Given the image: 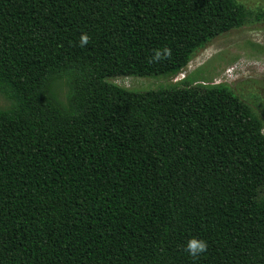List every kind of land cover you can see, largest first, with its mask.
Listing matches in <instances>:
<instances>
[{
	"label": "trees",
	"instance_id": "trees-1",
	"mask_svg": "<svg viewBox=\"0 0 264 264\" xmlns=\"http://www.w3.org/2000/svg\"><path fill=\"white\" fill-rule=\"evenodd\" d=\"M248 18L236 0H0V264H264L253 111L226 86L108 82L174 77Z\"/></svg>",
	"mask_w": 264,
	"mask_h": 264
},
{
	"label": "rangeland",
	"instance_id": "rangeland-1",
	"mask_svg": "<svg viewBox=\"0 0 264 264\" xmlns=\"http://www.w3.org/2000/svg\"><path fill=\"white\" fill-rule=\"evenodd\" d=\"M236 1L248 13L247 22L209 42L195 53L182 73L171 78L119 77L108 82L136 93L171 89L184 82L226 86L253 111L264 128V0ZM10 105L0 94V108L8 109ZM261 198L264 200V192Z\"/></svg>",
	"mask_w": 264,
	"mask_h": 264
},
{
	"label": "clouds",
	"instance_id": "clouds-1",
	"mask_svg": "<svg viewBox=\"0 0 264 264\" xmlns=\"http://www.w3.org/2000/svg\"><path fill=\"white\" fill-rule=\"evenodd\" d=\"M89 41V36L87 33H82L79 37V45L80 47H84ZM171 56V49L164 47L163 49H154L151 57L149 58V62H159L163 59H167ZM59 90V95L57 97L58 102L63 105H68L70 103L71 98V90L65 84ZM260 135L264 136V128L260 129ZM185 250L188 252L190 257H198L201 254L205 253L208 248V244L203 239H197L196 237H192L186 241L184 245Z\"/></svg>",
	"mask_w": 264,
	"mask_h": 264
}]
</instances>
